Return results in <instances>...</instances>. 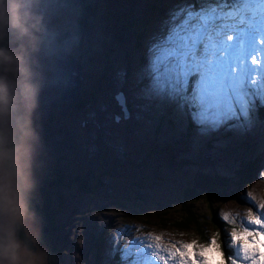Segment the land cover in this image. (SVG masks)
Here are the masks:
<instances>
[{"label":"rangeland","instance_id":"374dc122","mask_svg":"<svg viewBox=\"0 0 264 264\" xmlns=\"http://www.w3.org/2000/svg\"><path fill=\"white\" fill-rule=\"evenodd\" d=\"M34 2L29 17L44 23L50 37L79 19L75 2ZM206 2L93 0L86 33L52 41L53 54H69L84 69L73 101L61 96L54 57L35 53L33 41L41 36L35 27L30 30L32 39L0 50V88L9 103L0 111V131L13 144L9 154H0V208L7 214L4 224L15 219L11 227L0 229L14 236L13 229L22 249L12 256L0 249V264H48V247L37 241L45 221L28 206L31 198L41 207L43 193L50 197L47 209L55 211L61 241L57 264H124L125 245L149 232L163 234L165 241L204 242L199 235L206 236L210 229L173 223L182 185L192 174L170 164L171 159L195 160L200 151L221 168L243 157L255 160L247 184L232 189L235 199L226 191L213 202L220 220L222 213L237 217L234 225L222 220L225 232L239 230L241 218L253 207L248 193L256 197L255 204L264 201V115L257 106L246 124L233 120L202 132L180 101L150 93L151 48L166 35L172 13L182 6L198 9ZM14 9V0H0V27L23 21V12ZM116 35L123 36L120 46ZM118 90L125 95L127 111L124 102L113 98ZM10 107L17 111L14 123L9 120ZM51 179L57 183L51 184ZM192 205L198 207V215L206 214V203ZM129 226L142 231L118 235ZM24 235L33 242H25L30 250L24 246Z\"/></svg>","mask_w":264,"mask_h":264},{"label":"snow or ice","instance_id":"6c2138e0","mask_svg":"<svg viewBox=\"0 0 264 264\" xmlns=\"http://www.w3.org/2000/svg\"><path fill=\"white\" fill-rule=\"evenodd\" d=\"M149 70L150 93L180 101L202 132L233 120L246 124L257 102L264 105V0H208L198 9L180 7L166 35L151 48ZM4 104L2 89L0 111ZM247 199L253 207L241 218L239 230L226 231L223 241L219 231L204 242L165 241L163 234L149 232L125 245L121 260L264 264V201L255 204L252 193ZM220 218L233 225L237 220L227 213ZM124 231L142 229L129 226L118 235Z\"/></svg>","mask_w":264,"mask_h":264},{"label":"trees","instance_id":"16d2710c","mask_svg":"<svg viewBox=\"0 0 264 264\" xmlns=\"http://www.w3.org/2000/svg\"><path fill=\"white\" fill-rule=\"evenodd\" d=\"M63 3H77L79 7V19L77 23L62 31L61 34H57L55 36H49L45 27L46 25L38 20L30 17L27 20H23L24 15H22V20L24 23L20 22L19 24L13 25L12 23H3L0 27V50H3L6 47L8 40H11L13 45L22 42L24 40L25 34L30 31L31 27H35L41 36L36 37V52L45 51L49 52L52 57H55L57 53L53 54L52 47L55 43L52 41L62 42L63 39L75 35V34H84L87 31L88 24L92 15V1L93 0H61ZM134 23V22H133ZM132 24V22H131ZM133 25V24H132ZM32 29V28H31ZM13 32L14 35H13ZM21 34V41L17 40L15 37ZM122 35H116V43L119 45L121 43ZM28 39H32L31 35H27ZM137 38V37H136ZM136 45L140 43V40L137 38L135 41ZM9 43L8 47L11 45ZM120 46V45H119ZM40 50H39V49ZM76 60L75 57H73ZM77 61V60H76ZM78 62V61H77ZM79 64V63H78ZM81 65V64H80ZM82 66V65H81ZM4 92V91H3ZM5 104L8 105V101L5 100ZM77 103V102H76ZM4 104V105H5ZM258 111L261 110L262 114L264 112V105L259 106L257 103ZM11 116L15 114L17 111L13 110L11 107ZM260 113V112H258ZM191 125H187V130L190 129ZM186 131V130H185ZM17 137V135H16ZM13 149V144L8 145L7 154L11 152ZM200 154L196 156L195 160H170V164L179 170H187L192 175V178L188 184L182 185V195L180 206L178 207V219L173 223L177 227L188 229L191 225H195L196 227L201 226L200 230L208 231L210 229L211 233H207L206 236L199 235L201 240L208 239V234H213L217 231L220 232L221 241L224 240V233L227 225L224 221L220 220L218 216L215 214V207L213 206V202L221 196L224 192L230 199H235L236 196L233 194L232 189L238 188L242 183L247 184L249 179L253 175V171L255 169L252 164L255 160L253 157H243L239 160H235L234 163L224 165L221 168L219 162L213 160H208L204 155L203 151L199 152ZM203 155H202V154ZM196 169V171H194ZM59 178V177H56ZM51 184L57 183V179H51ZM44 190V188L42 189ZM199 191L196 194V191ZM146 191V190H145ZM225 194V193H224ZM42 205L41 207L36 204L34 200L31 198L28 199L29 204L32 209H34L41 216L45 217L43 221H45L44 225L41 228V237L44 236V243L47 245V253H48V264H57V260L60 256L61 251V241L58 240V235L56 234L57 228L55 225V211L54 209L48 210L47 206L50 201V197H45L43 193L42 197ZM201 201L202 203H206L207 211L206 214L198 215L197 209L198 207L193 206L192 203ZM39 208L41 210H39ZM210 227V228H209ZM46 232H45V231ZM197 230V229H196ZM199 231V229H198ZM101 238V237H100ZM42 241V240H41Z\"/></svg>","mask_w":264,"mask_h":264},{"label":"water","instance_id":"95a60500","mask_svg":"<svg viewBox=\"0 0 264 264\" xmlns=\"http://www.w3.org/2000/svg\"><path fill=\"white\" fill-rule=\"evenodd\" d=\"M53 63L55 65V68H57L56 69V77L58 80L57 82L62 87L61 89L62 98L67 99L69 101L75 100L78 96L79 87L81 86V83L84 78L83 67L80 64H78V62L74 60L71 55L66 53L56 55L53 59ZM113 98L114 100H116V102L119 103L124 102V108H126L127 111V105L125 106L126 98L122 90H118V92L114 94ZM0 141H2V143H0V151H4L6 140L1 131H0Z\"/></svg>","mask_w":264,"mask_h":264},{"label":"flooded vegetation","instance_id":"af4514ba","mask_svg":"<svg viewBox=\"0 0 264 264\" xmlns=\"http://www.w3.org/2000/svg\"><path fill=\"white\" fill-rule=\"evenodd\" d=\"M15 1V9H16V11H22L23 12V15H24V19L23 20H27V19H29L30 17H29V15H30V13H31V0H14ZM34 4H35V2H34V0H32V8H33V6H34ZM22 23H24L23 21H22ZM31 28H33V27H31ZM31 28H30V30H31ZM14 33L15 32H13V35H14ZM18 35H16V39L17 40H19V39H21L22 37H21V34H19V33H17ZM25 34V38H24V40H29L28 38H27V35L29 34L30 35V31L28 32V33H24ZM36 37H38V35H36ZM23 40V39H22ZM9 41V43L11 44L12 43V41L11 40H8ZM19 41H21V40H19ZM9 43H7V45H6V47L9 45ZM4 49H5V47H4ZM3 49V50H4ZM39 49V48H38ZM40 50V49H39ZM34 51L36 52V48H34ZM58 55V54H57ZM28 84H30L29 83V81L28 80H26L25 81V85H26V87H27V85ZM26 94H30V93H26ZM9 120L12 122V123H14L15 121H14V117L13 116H11L10 115V118H9ZM10 143H8V141H6V147H5V149H4V151L3 152H0V154L1 153H7V151H8V145H9ZM26 203H27V201H26ZM28 205V204H27ZM30 208H31V210H32V212H33V214H36L37 212L34 210V209H32V207H31V205H28ZM39 210H41L40 208H39ZM5 211V210H4ZM4 211H3V209H1L0 208V226L4 229L5 227H8V226H10V224L11 223H15V219L13 218V221L12 220H9L10 222H6V224H4V220H3V217H5L6 218V215L7 214H5L4 213ZM39 214V213H38ZM39 216L42 218V219H44L45 217H43V216H41L40 214H39ZM14 225V224H13ZM12 225V226H13ZM11 227V226H10ZM1 230L0 229V249L1 250H6L7 252H8V254L9 255H18L19 254V250L21 251L22 249H21V247L18 245V243H19V241H18V243H17V241H16V239L18 238V234L16 235V233H15V231L13 230V229H11L12 230V232L14 233V236L13 235H11L12 233L11 232H9V233H7V231H6V229H5V231H6V234L4 233V230ZM45 231V230H44ZM46 232V231H45ZM22 236H23V234H22ZM25 237H24V239H22V241L24 242V246H25V248L27 249V245H26V243L25 242H28V243H31L32 241H30V239L26 236V235H24ZM27 238V239H26ZM43 239H45L44 238V236H42L41 237V235H40V237L37 239V241L39 242V241H43ZM28 240V241H27ZM44 242V241H43ZM33 243V242H32ZM34 245V244H33ZM27 250H30V249H27ZM3 255H2V253L0 252V258L2 257Z\"/></svg>","mask_w":264,"mask_h":264},{"label":"clouds","instance_id":"9594fccd","mask_svg":"<svg viewBox=\"0 0 264 264\" xmlns=\"http://www.w3.org/2000/svg\"><path fill=\"white\" fill-rule=\"evenodd\" d=\"M14 11H15V9H14ZM0 91H2V88H0Z\"/></svg>","mask_w":264,"mask_h":264}]
</instances>
